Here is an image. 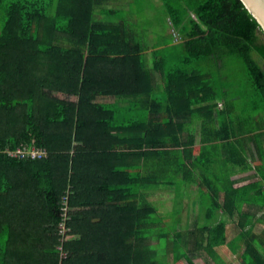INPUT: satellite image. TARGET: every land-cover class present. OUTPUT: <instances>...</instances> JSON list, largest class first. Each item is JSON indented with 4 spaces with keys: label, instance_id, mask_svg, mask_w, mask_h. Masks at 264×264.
<instances>
[{
    "label": "trees",
    "instance_id": "16d2710c",
    "mask_svg": "<svg viewBox=\"0 0 264 264\" xmlns=\"http://www.w3.org/2000/svg\"><path fill=\"white\" fill-rule=\"evenodd\" d=\"M162 2L180 39L154 49L150 66L135 25L95 21L98 0H0V264H195L200 237L211 256L224 243L222 224L178 232L181 211L172 220L147 198L172 188L178 195L180 181L200 178L210 191L200 203L207 220L228 208L234 192L220 205L215 176L201 166L208 173L216 164L218 118L243 125L245 115L264 113V32L241 0ZM175 48L179 63L168 70V56L155 53ZM158 92L163 99L153 98ZM107 98L136 105L122 110ZM136 109L137 120L118 122ZM200 119L210 146L199 158ZM24 147L47 157L5 152Z\"/></svg>",
    "mask_w": 264,
    "mask_h": 264
},
{
    "label": "crops",
    "instance_id": "0c3cea01",
    "mask_svg": "<svg viewBox=\"0 0 264 264\" xmlns=\"http://www.w3.org/2000/svg\"><path fill=\"white\" fill-rule=\"evenodd\" d=\"M150 4L151 2L148 7H155L154 4L152 6ZM138 6L139 2L137 0H98V11L94 19L106 25L128 22L137 26ZM140 37L142 41L147 42L146 59L152 58L157 46L148 44V41L155 40L157 36ZM155 54L157 58L162 56L176 57L174 53H167V51ZM152 78L154 88L157 87L158 90L162 91L164 85L160 76L153 72ZM157 96L163 99V95L160 92L153 98L158 100ZM103 103L115 105L122 110H128L131 106L136 105L134 101L122 98H107ZM216 113L217 117H220L221 113H225L223 103L218 104ZM142 114L143 112L136 109L134 112L128 113L130 117L126 114L118 116V122L120 123L122 119L137 120V116ZM233 117L231 115L225 117L224 115L218 118L216 130L211 132L216 139H219L213 144L215 146L213 156L216 164L211 168L208 167V173L206 172V167L201 166L203 174L209 175V169H211V173L215 176L212 179V183L220 191L218 200L220 205L226 202V190L234 192V194L232 193V198L229 199L228 208L224 211L219 210L214 214L216 218L214 224L207 220L211 216L209 210L206 206L203 207L200 204L201 200L206 202L208 196H210L208 187L204 185L206 180L203 183L199 178L197 185L180 181L177 185L182 188L178 195L174 188L151 194L152 198L165 200L163 198L171 192L172 198L161 202L170 203H167L169 205L167 209H174L178 197H181L180 216L182 217L179 216L180 221L176 224L178 232L196 230L198 232H207L206 230L211 229L212 226L219 224L224 226L225 241L222 245L214 247V256H211L206 248L201 247L203 241H201L200 237L198 242L199 249L193 256L195 264H254V262H257L253 258L254 253L258 259V264H264V113L255 116L254 119L245 115L243 125L233 121ZM202 123L203 119H200L193 129L199 148V158L201 151L210 146L202 143ZM256 128L259 129L255 131ZM229 135L230 137L227 139ZM220 136L224 138H220ZM216 178L220 179L219 183ZM202 186L203 188H201ZM195 201L198 203H194ZM172 214H174V211ZM249 249L252 250L251 256H245ZM183 262L184 264H189L187 260ZM8 264L18 263L12 262Z\"/></svg>",
    "mask_w": 264,
    "mask_h": 264
},
{
    "label": "rangeland",
    "instance_id": "374dc122",
    "mask_svg": "<svg viewBox=\"0 0 264 264\" xmlns=\"http://www.w3.org/2000/svg\"><path fill=\"white\" fill-rule=\"evenodd\" d=\"M18 1V0H14ZM139 2V6L137 7V36H147L148 38L150 36H157L155 40L148 41V44L153 46H161V45H169L173 40L179 41L180 36H178L177 32L172 30L171 26V20L167 16L165 8H163V4L161 0H137ZM154 1V2H153ZM151 2L150 6L154 4L155 7H148L149 3ZM167 19V22L165 21ZM176 34V36H171ZM180 48L173 49V53L176 52L179 53ZM165 58H169L166 62L168 70L173 69L174 66H176L179 63V60L168 56ZM147 63L151 65V58H147ZM264 65V63H263ZM107 99H102L103 102H105ZM180 196V195H179ZM147 198L148 203H150L152 206L156 207L158 211H160L161 214L164 216L171 218L172 220H175V217H172L174 214H178L177 210L181 211V198L178 197V201H176L175 208H168L169 206L167 203H161L162 201H166L169 198H172V193L169 192L167 196H165L163 199L160 200L157 198H152L151 195ZM170 204V203H169ZM174 211V214L172 212ZM182 217V216H180ZM179 217V218H180Z\"/></svg>",
    "mask_w": 264,
    "mask_h": 264
},
{
    "label": "built area",
    "instance_id": "2783aa9c",
    "mask_svg": "<svg viewBox=\"0 0 264 264\" xmlns=\"http://www.w3.org/2000/svg\"><path fill=\"white\" fill-rule=\"evenodd\" d=\"M174 35L176 36V34L174 33ZM5 152H7L11 157L14 158H19V159H35V158H46L47 157V151L46 150H42V149H37V148H17V149H8ZM69 196H70V192H67V194L65 195V197L62 199V208H61V213H62V220L58 225V234L61 238V243L63 244V242L65 241L66 235L69 232V229L67 227V221H69ZM58 250H60L61 252V258H64L65 254H64V250H63V246L60 245L58 247Z\"/></svg>",
    "mask_w": 264,
    "mask_h": 264
},
{
    "label": "water",
    "instance_id": "95a60500",
    "mask_svg": "<svg viewBox=\"0 0 264 264\" xmlns=\"http://www.w3.org/2000/svg\"><path fill=\"white\" fill-rule=\"evenodd\" d=\"M245 8L254 16L259 22L264 32V0H241Z\"/></svg>",
    "mask_w": 264,
    "mask_h": 264
}]
</instances>
